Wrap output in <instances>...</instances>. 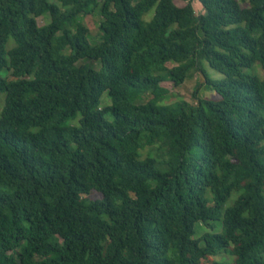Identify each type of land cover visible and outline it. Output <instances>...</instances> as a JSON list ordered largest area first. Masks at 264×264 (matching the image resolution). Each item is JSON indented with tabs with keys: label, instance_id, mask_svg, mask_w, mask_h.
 <instances>
[{
	"label": "trees",
	"instance_id": "trees-1",
	"mask_svg": "<svg viewBox=\"0 0 264 264\" xmlns=\"http://www.w3.org/2000/svg\"><path fill=\"white\" fill-rule=\"evenodd\" d=\"M184 1L0 0V264H264V0Z\"/></svg>",
	"mask_w": 264,
	"mask_h": 264
},
{
	"label": "rangeland",
	"instance_id": "rangeland-1",
	"mask_svg": "<svg viewBox=\"0 0 264 264\" xmlns=\"http://www.w3.org/2000/svg\"><path fill=\"white\" fill-rule=\"evenodd\" d=\"M49 1L51 3H58L59 0H49ZM173 3L177 7H183L185 5L184 0H173ZM192 7H193L196 15H202L204 13L202 7L200 6V4L197 1L192 2ZM150 16H151V14L146 16L145 20H148L150 18ZM36 21H37L38 26H43L48 22V18L40 17ZM100 21H101V18H100L97 11H95L94 14H92V15L85 16L82 18V24H84L89 31V43L91 45H94V44H97L98 42H100V40H99L100 34H99V30H98ZM170 66L171 65H169V67ZM94 67H95V69H97L98 65L95 64ZM206 74L208 75V77L210 79H213V80H220L221 79V75L219 73L215 72L214 70H212L208 67H206ZM260 74L262 75L261 72H260ZM202 82H203L202 77L199 74H196V75H193L192 77L186 79L185 82L180 87H177V88H172L169 83H164L162 86H164L168 90V94L164 96L161 104L168 105V104H172L174 102L191 103L193 101L192 95H193L195 89L198 87V85H202ZM197 97L210 98V99H214V100L218 99V96L214 92H209L207 89H205L204 86L199 90ZM148 99H150V96H145V97H143L142 101H138L137 103H145ZM109 104H110L109 99L106 97V94H104L101 98V105L106 106ZM146 152H147V150H145L144 155ZM234 198H235V195H232L231 198L227 201V204L225 205V207L230 206L232 204V202L234 201ZM219 231H220V224H217L214 232L218 233ZM206 232H210V230L207 229L206 227H204L203 225L198 224L195 228L194 238H199L200 236H202ZM222 257H225V256L214 257L213 261H216V262L221 261V260H223ZM199 264H210V263L207 261H203V262H200Z\"/></svg>",
	"mask_w": 264,
	"mask_h": 264
}]
</instances>
